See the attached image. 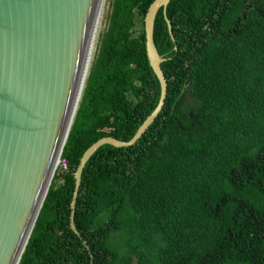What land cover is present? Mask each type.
<instances>
[{
    "label": "trees",
    "instance_id": "16d2710c",
    "mask_svg": "<svg viewBox=\"0 0 264 264\" xmlns=\"http://www.w3.org/2000/svg\"><path fill=\"white\" fill-rule=\"evenodd\" d=\"M153 0H109L83 96L19 264H264V0H171L154 40L165 105L136 144L75 170L98 139L130 140L156 108ZM178 47V50L175 49ZM86 242V243H85Z\"/></svg>",
    "mask_w": 264,
    "mask_h": 264
},
{
    "label": "water",
    "instance_id": "95a60500",
    "mask_svg": "<svg viewBox=\"0 0 264 264\" xmlns=\"http://www.w3.org/2000/svg\"><path fill=\"white\" fill-rule=\"evenodd\" d=\"M171 0H153L145 19L146 52L161 86L159 102L128 141L104 136L75 170L71 227L84 168L103 145L137 143L162 111L166 58L155 20ZM108 0H0V264H19L53 181L98 46ZM178 50V47L175 46ZM86 243V242H85Z\"/></svg>",
    "mask_w": 264,
    "mask_h": 264
},
{
    "label": "rangeland",
    "instance_id": "374dc122",
    "mask_svg": "<svg viewBox=\"0 0 264 264\" xmlns=\"http://www.w3.org/2000/svg\"><path fill=\"white\" fill-rule=\"evenodd\" d=\"M108 10H109V0H108V3H107V11H106V16H105V20H104V23H103V27H102V31H101V33L103 32V30L105 29V27H106V18H107V14H108ZM99 43V42H98ZM96 53V52H95ZM86 85V84H85ZM85 88V87H84ZM84 91V90H83ZM82 96H83V93H82ZM82 96H81V99H82ZM81 99H80V101H81ZM79 101V102H80ZM79 105V104H78ZM78 109V108H77ZM67 165V164H66ZM65 168H67V166L65 167V164L61 161V162H59V164L57 165V169H65ZM57 169H56V171H57ZM56 173V172H55Z\"/></svg>",
    "mask_w": 264,
    "mask_h": 264
},
{
    "label": "built area",
    "instance_id": "2783aa9c",
    "mask_svg": "<svg viewBox=\"0 0 264 264\" xmlns=\"http://www.w3.org/2000/svg\"><path fill=\"white\" fill-rule=\"evenodd\" d=\"M62 162L65 164V167H66V166H67V165H66V161L63 159Z\"/></svg>",
    "mask_w": 264,
    "mask_h": 264
}]
</instances>
